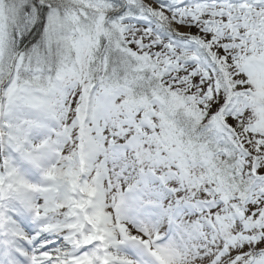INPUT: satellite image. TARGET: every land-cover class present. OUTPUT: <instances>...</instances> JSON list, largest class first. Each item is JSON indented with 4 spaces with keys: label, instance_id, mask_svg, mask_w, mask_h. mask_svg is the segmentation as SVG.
Masks as SVG:
<instances>
[{
    "label": "snow or ice",
    "instance_id": "obj_1",
    "mask_svg": "<svg viewBox=\"0 0 264 264\" xmlns=\"http://www.w3.org/2000/svg\"><path fill=\"white\" fill-rule=\"evenodd\" d=\"M0 264H264V0H0Z\"/></svg>",
    "mask_w": 264,
    "mask_h": 264
}]
</instances>
